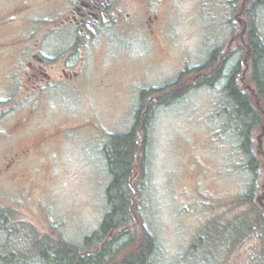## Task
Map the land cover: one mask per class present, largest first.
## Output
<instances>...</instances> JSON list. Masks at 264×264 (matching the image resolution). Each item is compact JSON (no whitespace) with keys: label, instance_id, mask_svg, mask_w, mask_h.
Segmentation results:
<instances>
[{"label":"rangeland","instance_id":"1","mask_svg":"<svg viewBox=\"0 0 264 264\" xmlns=\"http://www.w3.org/2000/svg\"><path fill=\"white\" fill-rule=\"evenodd\" d=\"M257 1L160 0L148 10L140 4L136 43H106L100 35L89 43L86 69L75 93L63 101L42 97L37 101L39 112L28 123V138L0 139V217L9 218L0 219V264H48V259L61 258L58 242L82 247L108 210L105 189L111 176L102 149L109 137L132 127L142 90L177 81L183 72L203 65L214 50L227 61L216 83L195 87L212 78L219 64L183 78L177 99L155 108L137 223L158 243L152 264H257L253 260L262 249L258 241L250 238L229 245L241 222L247 219L253 225L262 213L255 201L262 194L264 169L255 178L245 167L240 141L230 130L236 124L230 112L234 106L223 92L226 76L238 65L237 80L244 93L254 87L248 60H243L234 39L255 27L264 42L263 6L253 8L252 20L248 14ZM52 8L42 0H0V45L26 27L37 29L52 20ZM153 15L158 16L162 34L156 32L153 43L146 44L140 29ZM2 55L3 114L12 94L5 78L14 61ZM63 120H75L70 139L35 147V137ZM4 124L5 120L1 129ZM263 126L254 135L258 153L264 151V136L257 139ZM27 149L28 159L5 173L9 156ZM20 167L23 179L10 181L11 172ZM248 192L253 193L252 203L238 208L239 197ZM135 223L131 230L136 237L141 230ZM129 253L123 248L114 261Z\"/></svg>","mask_w":264,"mask_h":264},{"label":"trees","instance_id":"2","mask_svg":"<svg viewBox=\"0 0 264 264\" xmlns=\"http://www.w3.org/2000/svg\"><path fill=\"white\" fill-rule=\"evenodd\" d=\"M259 5L264 8V0H258L249 8L248 14L251 20L253 8ZM240 39H244L243 42ZM234 40L238 41L239 49L244 54L243 60H248L249 78L254 87L250 94L244 93L240 80L239 82L237 80L238 65L235 69L232 68L231 73L226 76L223 92L226 99L230 100L234 106L233 111L230 112L236 124L235 127H230V130L240 141L242 155L246 158L245 167L257 178L260 168L264 169V151L261 153L254 151L255 132L264 123V42L255 27L247 28L245 36L239 35ZM226 62V57L222 56L221 51L214 50L203 65L183 72L177 81L160 89L140 92L132 127L124 133L111 135L102 149L111 181L105 189L108 210L98 229L84 238L82 247L64 242L56 243L57 246H61V258H51L46 260V263L152 264L151 258L158 251V243L154 235L145 227L140 226L137 220H140L138 196L142 194L140 185H144L146 177L147 149L155 108L168 105L177 99L176 90L183 78L190 74L195 76L203 71L207 72L219 64L212 78L207 77L195 85V87L198 85L212 86L223 76ZM238 200V208L252 203L253 193L248 192ZM257 206L260 208L259 205ZM134 220L136 228L141 230L140 236L136 237L131 230ZM250 238L258 241L262 248L253 261L257 264H264L263 210L253 225L249 224L247 219L246 224L243 222L239 224L229 248L234 247V243L238 241L243 242ZM123 248L125 251L130 249L128 256L120 262L114 261Z\"/></svg>","mask_w":264,"mask_h":264},{"label":"flooded vegetation","instance_id":"3","mask_svg":"<svg viewBox=\"0 0 264 264\" xmlns=\"http://www.w3.org/2000/svg\"><path fill=\"white\" fill-rule=\"evenodd\" d=\"M43 1L53 7L52 20L44 21L37 29L26 27L13 38L6 39L5 45H0V55L14 61L5 78L6 89L12 92L10 102L5 113L0 112V124L5 120L0 128V133L5 135L0 139L7 141L28 138V123L39 112L37 101L42 97L63 101L75 93L77 80L86 69V48L94 38L100 35L106 43L112 39L116 44L136 43V5L141 4L148 10L160 3V0ZM157 22V15L143 22L140 31L145 34L146 44L153 43L151 38L156 32L162 34ZM119 36L121 39H117ZM73 126H76L75 120H63L51 132L35 137V147L43 149L47 144L70 139ZM28 154L27 149L9 156L5 173L17 169L23 159H28ZM19 170L22 167L11 172L10 181L23 179Z\"/></svg>","mask_w":264,"mask_h":264},{"label":"water","instance_id":"4","mask_svg":"<svg viewBox=\"0 0 264 264\" xmlns=\"http://www.w3.org/2000/svg\"><path fill=\"white\" fill-rule=\"evenodd\" d=\"M263 136H264V126L262 127L261 134L257 139L259 140ZM256 202L263 209V214H264V182L262 184V194L257 198Z\"/></svg>","mask_w":264,"mask_h":264},{"label":"bare ground","instance_id":"5","mask_svg":"<svg viewBox=\"0 0 264 264\" xmlns=\"http://www.w3.org/2000/svg\"><path fill=\"white\" fill-rule=\"evenodd\" d=\"M134 234V233H133Z\"/></svg>","mask_w":264,"mask_h":264}]
</instances>
